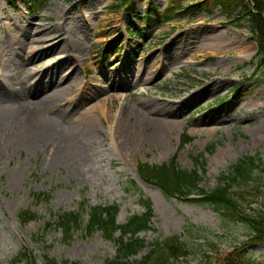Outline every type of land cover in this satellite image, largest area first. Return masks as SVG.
<instances>
[{
    "label": "rangeland",
    "instance_id": "374dc122",
    "mask_svg": "<svg viewBox=\"0 0 264 264\" xmlns=\"http://www.w3.org/2000/svg\"><path fill=\"white\" fill-rule=\"evenodd\" d=\"M118 1L0 0V69L8 75V84L22 89L35 74L48 77L60 61V73L66 76L60 84L62 97L41 105L38 99L0 102V111H20L28 102L41 120L56 121L63 114L62 122L75 126L89 119V109L98 127L89 163L77 167L69 160L58 165L53 161L67 136L41 144L33 141V133L23 132V122L11 123L0 169V264H10L24 249L38 264H43L44 253L58 261L105 264L116 257V242L100 231L88 234L81 228L67 240L60 229L47 225L51 214L79 211L84 202L89 207L119 204L117 219L122 224L145 211L142 198L153 203L155 217L152 227L139 233L146 245L128 259L132 264L143 260L153 243L175 235L189 255L174 264H222L237 246L246 249L249 264H264V243L252 240L247 224L224 218L211 205L167 196L137 171L140 162L161 165L173 156L181 168L192 169L194 159L203 155L207 174L200 185L212 189L218 176L239 159L259 157L263 164L249 189L252 198L262 201L264 65L256 64L258 43L250 24L244 20L233 26L217 8L212 14L198 12L153 25L144 19L147 11L154 6L164 11L168 0H134L140 17L115 7ZM38 26L43 32L33 30ZM59 32L55 50L28 60V50L52 45L45 39ZM65 43L75 49L70 58L59 49ZM160 107L180 111L167 147L144 141L135 125L112 139L121 118L135 123L143 111ZM186 131L194 139L183 144ZM258 183L261 193L255 190ZM41 192L51 199H36ZM26 209L37 212L38 218L21 220L19 214Z\"/></svg>",
    "mask_w": 264,
    "mask_h": 264
},
{
    "label": "trees",
    "instance_id": "16d2710c",
    "mask_svg": "<svg viewBox=\"0 0 264 264\" xmlns=\"http://www.w3.org/2000/svg\"><path fill=\"white\" fill-rule=\"evenodd\" d=\"M39 4L45 0H36ZM186 0H168L164 11H159L156 6L147 11L144 19L154 24L171 22L176 18L195 15L198 12L212 14L220 8L227 22L233 26L243 25L246 20L250 24L253 37L258 43L255 56L257 66L264 65V0H198L195 3H184ZM115 7L136 12L134 0H119ZM139 16V15H138ZM140 17V16H139ZM113 49V48H111ZM111 49H108L109 51ZM105 51V54L107 51ZM239 91V88H237ZM194 136L183 133V144L192 141ZM192 169L181 168L177 157L173 156L168 162L161 165H151L140 162L137 165L139 175L146 181L158 185L167 196H175L187 201L213 206L224 218L232 219L247 224L252 231V240L264 243V196L262 201L252 198L249 183L257 180L255 171L261 167L262 159L254 156L239 159L230 166L229 170L221 173L217 178V185L206 189L200 185L207 174L206 159L203 155L194 159ZM264 170V168H263ZM256 192L261 193V183L256 184ZM264 193V192H263ZM51 199L49 193H37L36 199ZM247 202V207L244 205ZM145 211L135 213L127 222L119 224L117 221L120 211L119 204L96 205L89 207L86 202L81 204L80 211H66L51 214L48 226L61 230L63 237L70 240L77 229H83L88 234L101 231L103 236L117 243V255L105 264H132L128 259L145 247V240L139 233L152 227L155 216L152 202L148 199L141 200ZM257 204V207L253 205ZM86 214V219H85ZM24 222L38 218V213L26 209L19 214ZM117 233L119 235L117 236ZM245 248L237 246L228 255L222 264H249L244 253ZM189 255V249L179 236H172L163 241L152 244L151 250L139 263L134 264H171L178 262L182 257ZM38 264L34 255L27 250L19 252L10 264ZM43 264H80L68 260L58 261L43 254ZM170 264V263H169Z\"/></svg>",
    "mask_w": 264,
    "mask_h": 264
},
{
    "label": "bare ground",
    "instance_id": "6f19581e",
    "mask_svg": "<svg viewBox=\"0 0 264 264\" xmlns=\"http://www.w3.org/2000/svg\"><path fill=\"white\" fill-rule=\"evenodd\" d=\"M33 30L36 33H40L43 32L44 29L43 26H38L34 27ZM60 37V32L55 33L45 39V42H50L52 45L48 47L40 45L39 49L36 51L28 50L26 52L28 60L35 61L47 52L55 50V48L60 45V42L57 45H53V43L57 42L55 40H59ZM59 49L68 53L67 56H69V58L73 55L75 50L74 47L68 43L63 44ZM1 50H3V42L0 39V51ZM246 50V48L242 49L244 52ZM57 63L59 65H52L48 77H44L43 75L36 76L35 74L32 77L34 81H32L30 85H25L24 88L15 90L12 88L13 86L11 84H8V81H10L9 77L7 78L8 75L5 74V71L0 69V102H5L6 105H9L14 103H8L10 100H18L19 98L24 102L28 101L30 103L38 99L36 103H40L41 105L53 101L56 97L61 95L63 89L60 88V84L66 79V76L63 75L64 73H60L62 72L61 68L64 62L62 63L60 61ZM59 73L60 77H57ZM36 77H38V80H36ZM61 97L60 99H62ZM28 102L21 105L20 111H0V169L3 163L2 151L6 147L8 140L11 141L12 134L9 133V129L11 131V123L17 120L23 122L21 128L23 132H27L28 134L33 133V141H37L38 143L49 144L54 142L59 135L68 137L67 140L63 141V143L57 147V153L53 160L55 164L58 165L64 160H69L76 164L77 167L87 165L90 160L92 148H94L96 144L98 130L95 115L92 114L91 110L88 109L86 112L89 119L86 118L85 122L72 126L62 122L64 119L63 114L58 115L56 121L41 120L36 116L34 110L29 107ZM179 112L180 111L175 112L172 108L160 107L143 111V113L139 114L135 123L130 122L127 119L128 117L121 118L116 131L112 135V139L116 140L119 135L130 131V125H135L140 127L139 134L143 137L144 141H149L156 147H167L168 141L175 127L178 125V119L175 116L176 113ZM129 118H131V116H129ZM22 141V139L18 140V145Z\"/></svg>",
    "mask_w": 264,
    "mask_h": 264
}]
</instances>
